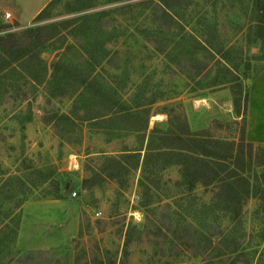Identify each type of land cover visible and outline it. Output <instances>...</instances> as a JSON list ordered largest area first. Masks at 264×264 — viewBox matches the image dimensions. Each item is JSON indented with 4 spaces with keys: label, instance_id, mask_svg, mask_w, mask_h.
I'll return each instance as SVG.
<instances>
[{
    "label": "rangeland",
    "instance_id": "1",
    "mask_svg": "<svg viewBox=\"0 0 264 264\" xmlns=\"http://www.w3.org/2000/svg\"><path fill=\"white\" fill-rule=\"evenodd\" d=\"M158 1L0 0V37L76 25L39 46L0 40V264H264L256 198L234 218L211 203L210 187L179 184L177 164L150 158L143 171L144 150L138 163L128 156L140 133L145 145L151 127L184 117L192 131L238 139L231 86L239 80L244 93L264 65L261 39L248 40L251 0H183L166 32L153 20ZM154 30L167 33L166 51ZM7 51L37 53L45 69ZM82 74L81 92L68 95Z\"/></svg>",
    "mask_w": 264,
    "mask_h": 264
},
{
    "label": "trees",
    "instance_id": "2",
    "mask_svg": "<svg viewBox=\"0 0 264 264\" xmlns=\"http://www.w3.org/2000/svg\"><path fill=\"white\" fill-rule=\"evenodd\" d=\"M51 2L37 14V19L46 16V10ZM251 4L255 18L248 25V32L250 33L254 30L256 35L249 37L248 40L253 42L258 38L261 39V52L255 58L264 61V0H251ZM182 6H184L183 0H159L154 3L151 10L153 20L157 23L158 29L166 32V30L172 28L176 21L174 12H176L177 7ZM92 15L101 17L103 14L100 12L92 13L88 16L85 15L86 17H83V19L90 18ZM72 21L73 19H63L45 26L29 27L18 35L9 33L7 36L0 37V40L20 41L24 38L28 40L29 44L34 43L36 44L35 46L43 45L54 34L60 33L64 29H75L76 25ZM54 27L60 30H56ZM45 31L49 32L45 33ZM148 33L149 39L155 43V47L160 52L166 51L168 45L162 42L167 33L161 35L155 30L153 32L148 31ZM187 36L189 38L191 34ZM181 37H184V35H181ZM194 42L196 43V48H202L206 45L204 41L199 39L194 40ZM11 51L15 52L12 47ZM7 54L12 62L19 65L35 57L39 61V66L42 67V70L45 69V65L42 60H39L37 53L30 55L29 51H22L14 55L15 53L9 51ZM59 58L55 64H59ZM9 66L10 68L14 67L11 64ZM2 69H4L3 66L0 70ZM29 74L31 77L36 78L34 73ZM82 76L78 82H76V79L72 82L67 81V83L71 84L68 95L81 92L79 86L86 84L89 75L82 74ZM231 87L233 110L237 115L241 116L243 121L241 134L237 140L213 138L204 132L192 131L187 119L184 117L179 120L178 128L168 127V129L164 130L157 126L151 127L145 145L143 144L146 133L145 131L140 133L142 134L140 146L134 149V155L128 156L136 157L135 160L138 163L141 151L144 150L141 163L143 171L148 166L150 158L155 159L162 166L177 164L180 171L179 184L186 185L189 190L193 189L197 184L210 187L211 203H215L217 208L229 212L232 217L239 218L243 204L251 197L257 199V209H264V143L254 144L245 140L248 90L243 93L241 83L239 80L236 81V79ZM61 89L62 93L67 91V87H62ZM131 114L123 113L121 116L124 117ZM62 116L66 117L68 115L63 113ZM91 118L95 119L96 116ZM147 128L148 123L146 121L144 127L139 130ZM109 158L115 161L117 165H122L119 158L115 156ZM252 162H255L256 165L263 169L259 172L253 170L251 168ZM206 237L204 239L207 240L208 237Z\"/></svg>",
    "mask_w": 264,
    "mask_h": 264
},
{
    "label": "crops",
    "instance_id": "3",
    "mask_svg": "<svg viewBox=\"0 0 264 264\" xmlns=\"http://www.w3.org/2000/svg\"><path fill=\"white\" fill-rule=\"evenodd\" d=\"M247 87L245 140L254 144L264 143V65Z\"/></svg>",
    "mask_w": 264,
    "mask_h": 264
},
{
    "label": "built area",
    "instance_id": "4",
    "mask_svg": "<svg viewBox=\"0 0 264 264\" xmlns=\"http://www.w3.org/2000/svg\"><path fill=\"white\" fill-rule=\"evenodd\" d=\"M75 193H76V192L73 190V191H71L70 195H71V196H74Z\"/></svg>",
    "mask_w": 264,
    "mask_h": 264
}]
</instances>
